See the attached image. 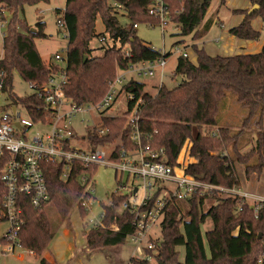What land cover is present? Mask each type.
<instances>
[{"label": "trees", "instance_id": "trees-1", "mask_svg": "<svg viewBox=\"0 0 264 264\" xmlns=\"http://www.w3.org/2000/svg\"><path fill=\"white\" fill-rule=\"evenodd\" d=\"M50 1L0 0V10L12 14L3 35L4 51L0 58L4 91L12 89L15 72L27 82L43 85L58 71L59 65H47L42 60L35 43L38 38H47L45 23H38L35 28H31L18 19L27 5ZM153 1H66L64 19L68 27L66 69L69 76L65 86L67 98L78 106L96 104L120 70H127L131 63L161 57V52L147 46L133 27L137 23L158 24L159 20L149 14ZM165 1L170 22L180 28L176 35L187 36L204 21L213 0ZM247 1L250 7L234 10V13L241 14L244 18L240 25L230 28L229 32L243 40L258 41L261 32L252 23L257 18L264 21V0ZM255 5L258 8L249 13ZM120 10L131 20V25L120 22ZM56 11L59 12L60 9ZM98 17L102 18L107 34L101 35L100 41L107 42L109 39L112 42L101 56L93 55L94 50L91 48V41L96 36ZM213 22L214 19L210 18L204 31L209 30ZM200 33H194V38H200ZM117 42H120V47ZM126 50L130 51V57L126 55ZM192 51L196 56L195 62L189 56L180 55L178 58L174 75L180 76L181 81L174 88L164 84L151 92L145 82L130 80L122 88L117 101L121 97L127 99L130 93L135 94L136 100H143L138 110L141 130L152 135L153 148H163L166 151V159L170 165L176 164L180 151L189 141L192 144L190 157L193 159L187 166L189 174L222 187H240L242 184L235 168L236 163L244 165L247 177L253 173H264V45L255 54L211 55L196 44L192 46ZM228 92L234 93L239 104L248 110L239 130L218 125L221 102ZM13 100V106L22 104L27 109L33 122L47 121L46 104L35 93ZM126 101L127 112L124 116L103 114L101 127L107 131L104 136H99L97 128H88L90 149L95 150L98 146L107 145L119 138L127 147H132L127 118L135 102H128V99ZM253 123L258 129L256 144L248 152H243L242 139ZM96 168L76 164L70 178L64 180L61 178L62 166L53 162L44 163L43 170L50 194L49 204L36 209L27 196L22 197L24 225L19 232L18 242L21 248L31 251L39 258L38 264H56L47 260L44 252L73 208L78 206L82 215L88 214L82 203L90 199V194L79 177L87 172L94 174ZM5 194L6 188L0 183V205ZM208 200L216 203L207 214L214 223V229L207 234L211 256L208 257L202 250L197 238L184 240L181 229L184 217L178 203H171L161 224V237L153 239L155 250H147L155 259V264H180L177 250L180 244H186L188 248L185 264H259L257 253L264 246V211L256 214L251 206L239 198L220 194L196 195L188 201L189 216L196 224L201 222L203 206ZM48 205L57 213L56 226H53L48 216ZM104 212L105 227H92L85 231L90 250L121 245L127 240L125 234L114 232L109 226L114 223L123 225L132 219V215L107 205ZM0 241L2 246L9 243L5 237ZM130 263L154 264L137 256H133Z\"/></svg>", "mask_w": 264, "mask_h": 264}, {"label": "built area", "instance_id": "built-area-1", "mask_svg": "<svg viewBox=\"0 0 264 264\" xmlns=\"http://www.w3.org/2000/svg\"><path fill=\"white\" fill-rule=\"evenodd\" d=\"M3 13L5 14V11L0 10L2 27L7 23ZM149 14L156 17L159 22L148 24L161 25L162 30H165L166 24L170 22L166 1L154 0L149 8ZM57 23L65 30V37L68 39L64 11ZM133 27L137 29L139 24H134ZM160 52L162 55L157 60L131 63L127 70H120L109 83L108 90L101 100L96 104L84 106H78L66 97L65 86L69 81L66 69L67 56L64 58L56 53L55 60L62 62L64 66L59 65L58 71L54 72L43 85L29 82L34 93L46 104L47 121L41 123L50 124L51 131L28 141L20 113L17 112L18 108L16 114H13L11 106L10 110L0 117V183L6 188L0 205V222L5 221L9 224V229L3 236L9 241L6 245L7 250L15 252L17 246L21 247L18 235L24 225L22 197L27 196L36 209L50 202L43 170L44 163L48 162L62 166L61 178L64 180L70 178L76 164L85 167L103 165L115 168L122 176L107 206L114 207L119 212H128L132 219L123 225L114 223L109 228L125 234L136 244L134 256L149 261L152 257L147 250H155L153 239L158 238L153 234L154 227L162 224L171 203L180 201L188 203L196 195L220 194L241 199L251 206L256 214L264 211V192L252 191L244 186L226 188L189 174L187 172L189 162L185 163L184 157L185 153L188 154V158L190 157L192 144L189 141L180 151L176 164L170 165L166 159V151L163 148H153L152 135L141 130L138 110L143 100H136L133 93L127 95L128 102H135L127 118L132 147H127L119 138L107 145L98 146L95 150L90 149L88 128H97L99 136L106 134V129L101 127L102 116L107 110L114 108L126 83L146 77L157 78V83L154 84L156 89L165 84L166 67L173 53H166L164 50ZM125 53L128 57L131 56L129 50ZM182 55L189 56L188 52ZM172 78L176 76L172 74ZM4 87V78L0 73V97L4 93ZM96 112L100 117L99 122H94L93 115ZM87 113L91 114L87 120L80 118V121H76L80 115ZM16 122L21 123V128L15 125ZM125 175L126 181L122 182ZM79 180L87 186L90 194L89 202L85 200L82 203V207L89 212L95 194L93 174L84 173L80 175ZM215 205L214 202L206 211L203 209L202 214H208ZM104 217L105 212L100 221L95 222L94 227L104 228ZM258 262L264 263V246L258 253Z\"/></svg>", "mask_w": 264, "mask_h": 264}, {"label": "rangeland", "instance_id": "rangeland-1", "mask_svg": "<svg viewBox=\"0 0 264 264\" xmlns=\"http://www.w3.org/2000/svg\"><path fill=\"white\" fill-rule=\"evenodd\" d=\"M67 0H51L49 3H40L38 5L24 8L19 14V20L26 22L31 28H35L38 23H45V33L47 38H38L35 40L36 46L40 55L46 63H58L64 66L62 62L55 60V54L59 53L64 58L67 56L68 39L65 37L66 32L58 26V19L62 12H57L56 9L64 11ZM248 4L247 0H213L212 5L208 10L204 21L197 26L196 30L187 36H178L180 28L173 22H169L162 30L161 25L151 26L149 24H139L137 28V35L141 40L153 49L158 51L164 50L166 53H173L168 60L166 67V77L164 83L169 88H174L181 81V77L172 78V74L177 66V61L180 55L185 52L189 53V57L195 62L196 56L192 51L193 45L203 47L211 55H235V54H255L261 51L264 45V21L257 18L252 25L255 29L261 32V37L258 41H248L237 38L230 34L229 30L232 27L240 25L243 16L234 13L236 9H245ZM5 21L12 19V14L9 11L3 13ZM119 20L123 25H131V20L126 17L122 10L119 11ZM213 17L214 22L209 28L205 30L207 21ZM7 23L1 26L0 22V56L3 54V35L6 33ZM201 32L200 38H194V33ZM106 34V26L101 17H98L96 24V36L91 41V48L94 50V55L101 56L108 49L112 42L108 39L107 42L100 41L101 35ZM233 36L234 41L228 44V37ZM218 40V42H217ZM183 41V42H180ZM180 42L179 44H176ZM120 42L117 46L120 47ZM139 81L147 83V88L151 92L156 91L157 78H137ZM34 93L29 85V82L24 80L18 72L14 73L12 89L4 91L0 97V117L4 116L10 107L14 105L13 98L26 97ZM126 97H121L115 103L114 108L107 110V115L110 116H124L127 112ZM17 112L20 113L21 121L25 127V137L28 141H32L36 136H44L51 131L50 124H43L41 122H33L29 116L27 109L22 104H17ZM248 113L247 108L241 106L237 101L234 93L228 92L226 98L221 102V110L218 117V125L220 127H228L233 130H239L242 122ZM94 122H99L100 117L96 112L94 113ZM91 114L80 115V118L87 120ZM257 127L253 123L247 130V134L242 139L244 146L243 152H248L256 144ZM185 163H190L191 158L185 153ZM238 176L241 180L242 186L256 192H264V173L259 175L253 173L247 177L244 170V165L236 163L235 165ZM122 175L117 173L116 169L110 166H98L93 174L95 194L91 201V208L87 215H82L78 206H75L70 213L68 219L61 224L54 239L50 243L44 255L52 253L62 257V260L68 262L73 256L72 263L74 264H129L131 258L134 256L136 244L130 239L115 246L104 247L97 250H90L86 244L85 231L94 227L96 221H100L104 213V207L108 205L111 194L114 193L119 185L120 177ZM127 175L123 176L122 182H125ZM132 180V179H131ZM89 202V200H86ZM214 204V201H206L203 206L204 211ZM182 215L184 217L181 226L184 240H192L197 238L200 247L210 257V248L207 241V234L214 229L212 219L204 214L201 215L200 221L197 224L194 219L189 216L190 206L185 201L178 203ZM85 209V208H84ZM48 216L53 226L58 224V216L53 207L50 205L46 208ZM86 210V209H85ZM209 213V212H208ZM92 220V221H91ZM94 221V222H93ZM9 229V224L5 221L0 222V240ZM191 231V232H190ZM153 234L158 238L161 237V225H156ZM179 251V263L185 264L188 259V248L186 244L177 246ZM259 253V252H258ZM257 253V255H258ZM22 258H21V256ZM38 259L31 255L27 250L17 246L15 252H11L1 245L0 241V263L1 264H38ZM151 262L155 264V259L151 258Z\"/></svg>", "mask_w": 264, "mask_h": 264}, {"label": "crops", "instance_id": "crops-1", "mask_svg": "<svg viewBox=\"0 0 264 264\" xmlns=\"http://www.w3.org/2000/svg\"><path fill=\"white\" fill-rule=\"evenodd\" d=\"M248 7H250V3L248 2V4L246 5V7L245 8H248ZM61 12H63L62 10H60ZM212 19H213V17H211ZM244 18V17H243ZM243 20V19H242ZM233 36H230V37H228V44H230L231 45V43L234 41V39L232 38ZM40 53V52H39ZM189 54V53H188ZM210 54V53H209ZM93 55H94V51H93ZM2 56V55H1ZM0 56V57H1ZM42 57V56H41ZM171 57V56H170ZM42 60H43V58H42ZM44 61V60H43ZM45 62V61H44ZM46 63V62H45ZM47 65H51V64H56V63H53V62H51V63H46ZM57 65H59L58 63H57ZM131 76H136V75H131ZM147 84V83H146ZM155 84V83H154ZM154 84H153V86H154ZM191 162H193V159L191 158ZM86 244H87V240H86ZM5 247H6V245H5ZM135 251V250H134ZM31 255H33L34 257H36L38 260H39V258L37 257V256H35L34 255V253H32L31 251H28ZM21 256V255H20ZM71 260L70 261H68V262H66V261H64V260H62V257L60 256H58V255H54V254H52V253H49L48 255H44V257L47 259V260H49L50 262H53V263H56V264H74V263H72L71 261H72V259H73V256L75 257L76 255H75V253H72L71 254ZM21 258H22V256H21ZM39 262V261H38Z\"/></svg>", "mask_w": 264, "mask_h": 264}, {"label": "water", "instance_id": "water-1", "mask_svg": "<svg viewBox=\"0 0 264 264\" xmlns=\"http://www.w3.org/2000/svg\"><path fill=\"white\" fill-rule=\"evenodd\" d=\"M257 8H258V6H256V5L253 6V7L250 9L249 13H252V12L255 11ZM86 59H87V56H85V60H86ZM16 109H17V107H16V106H13V108H12L13 114H16ZM15 125H16L18 128H21V123H20V122H16Z\"/></svg>", "mask_w": 264, "mask_h": 264}]
</instances>
